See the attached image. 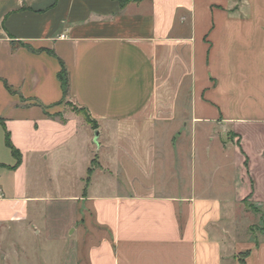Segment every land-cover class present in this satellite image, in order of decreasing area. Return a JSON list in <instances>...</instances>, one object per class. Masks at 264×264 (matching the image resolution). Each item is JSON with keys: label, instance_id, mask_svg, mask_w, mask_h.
Here are the masks:
<instances>
[{"label": "crops", "instance_id": "0c3cea01", "mask_svg": "<svg viewBox=\"0 0 264 264\" xmlns=\"http://www.w3.org/2000/svg\"><path fill=\"white\" fill-rule=\"evenodd\" d=\"M248 209L264 0H0V232L54 264H264Z\"/></svg>", "mask_w": 264, "mask_h": 264}, {"label": "rangeland", "instance_id": "374dc122", "mask_svg": "<svg viewBox=\"0 0 264 264\" xmlns=\"http://www.w3.org/2000/svg\"><path fill=\"white\" fill-rule=\"evenodd\" d=\"M68 104L73 112L80 113L85 119L88 118L84 110L71 103ZM87 220L89 221L87 227L89 229L92 227L94 230L95 225L89 216ZM240 222L247 224V227L241 229V232L244 230L246 235L252 236L256 241L264 238V212L248 209L245 218H242ZM73 242L76 243L81 254L87 251V248L80 245L76 239ZM67 245L48 242L43 232L36 235L32 232L31 234L27 233V230L10 228L0 232V264H54L53 255L56 252H64Z\"/></svg>", "mask_w": 264, "mask_h": 264}, {"label": "trees", "instance_id": "16d2710c", "mask_svg": "<svg viewBox=\"0 0 264 264\" xmlns=\"http://www.w3.org/2000/svg\"><path fill=\"white\" fill-rule=\"evenodd\" d=\"M140 1H143V0H123V3L125 4V3H129V2H140ZM60 78H61V80L63 81V85H64V87H65V91L68 92L69 78H68V75H67L66 70H65L64 67H63V69H62V71H61V73H60ZM86 114H87V113H86ZM87 116H88V118L86 119L87 122H89L91 125H94V123L92 122L90 116H89L88 114H87ZM247 255H248V252L245 253V254L243 255V258H244L245 256H247Z\"/></svg>", "mask_w": 264, "mask_h": 264}, {"label": "water", "instance_id": "95a60500", "mask_svg": "<svg viewBox=\"0 0 264 264\" xmlns=\"http://www.w3.org/2000/svg\"><path fill=\"white\" fill-rule=\"evenodd\" d=\"M98 137H99V133L96 132V134H95V141H96V142L98 141Z\"/></svg>", "mask_w": 264, "mask_h": 264}, {"label": "built area", "instance_id": "2783aa9c", "mask_svg": "<svg viewBox=\"0 0 264 264\" xmlns=\"http://www.w3.org/2000/svg\"><path fill=\"white\" fill-rule=\"evenodd\" d=\"M62 38H65V36H62Z\"/></svg>", "mask_w": 264, "mask_h": 264}]
</instances>
